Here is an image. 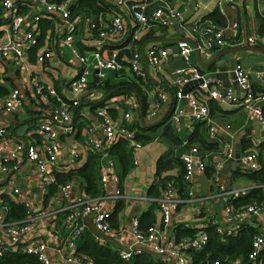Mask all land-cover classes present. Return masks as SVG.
<instances>
[{"label":"built area","instance_id":"built-area-1","mask_svg":"<svg viewBox=\"0 0 264 264\" xmlns=\"http://www.w3.org/2000/svg\"><path fill=\"white\" fill-rule=\"evenodd\" d=\"M44 3V8L48 12H56L58 22L55 25V36L50 38V46H43L36 52L34 61L39 65L50 64L54 56L52 47L56 45H66L71 53L75 55L80 67L66 82L47 83L38 80L33 87L34 103L44 109L46 118L39 120L32 130L31 136H23L18 139L15 146L10 148L7 154L3 155L7 141V130L4 126L0 127V177L6 179L8 188L0 193V250L19 243L23 244V250L38 258V264H92L90 260H84L77 252V238L88 227L85 215L92 217L95 226L110 235L119 231L110 223L114 207L111 201L123 196L120 185V176L117 171L116 163L108 157V146L118 138H125L133 147L134 153L143 147L147 142L137 138V129L131 128L125 122L131 117L132 108L137 105L135 94L122 95L128 103V108L122 110L124 120L115 116L109 108L112 99L119 98L118 95L110 97L104 104L95 107L93 114H83L86 119L79 127L75 117L77 107L83 99L100 97L101 92H91L90 84L95 77L98 81L107 78L111 71L124 72L126 75L136 76L143 89H147L149 83V73L143 61L141 43L138 41L151 26L156 23H166L170 20L179 22L184 37L175 40V48L178 51L184 64L171 70L172 84L176 86L178 97H185L190 105L189 116L194 120L203 119L207 123V133L214 136L216 124L212 122L208 98L212 97L222 101H229L234 104H242L252 109L258 115L262 127L264 128V107L260 101L264 100V93L259 97L251 87L249 70L242 62L235 64V74L243 90V95H238L232 89H222L214 80L218 77H204L197 65L192 61V54L199 50L202 56L211 57L215 47L224 45L228 39L227 30L231 29L235 37L239 35V23L232 22L230 25H220L208 20L206 23H189L183 17L180 9L170 3L169 0H112L114 13L107 21L99 23L91 19L89 25L97 28L100 41H106L108 37L117 36L118 46L114 47L105 54L100 46L91 47L88 44L87 50H83L78 43V35L81 36L77 17H71L72 5L78 0H40ZM237 0H218L220 7L225 4H234ZM19 0H0L1 15L7 18L3 34L0 36V55L11 56L17 65L32 67V62L28 58L27 48L38 41L40 31V19L43 13L20 12L18 9ZM123 10L128 11L136 21L134 37L125 41L127 25ZM44 12V11H43ZM104 18V17H103ZM9 23V24H8ZM5 24V25H6ZM50 32V30H49ZM231 33V34H232ZM190 38L195 40L192 41ZM247 41L252 44L264 46V33L247 36ZM46 42V40H45ZM44 42V43H45ZM43 43V44H44ZM173 49L171 46H164L160 40H151L146 44L145 55L148 64L158 67ZM98 68V70H96ZM34 69V68H33ZM169 75L160 74V80H164ZM264 79V67L261 69ZM204 77L199 84L200 91L183 92L181 86L190 79ZM63 86V87H60ZM178 86V88H177ZM154 92V99L150 102V107L145 111V119H153L160 114L162 102L166 97V92ZM23 102V93L20 85H13L3 97L0 104L5 111L13 113ZM39 108V107H38ZM181 108L172 111L169 121L176 133L182 131V112ZM82 113V112H81ZM229 127L230 124H227ZM76 134V144L69 150L70 161L59 163L58 153L63 148V136ZM78 145L85 146L88 151L100 152L103 157L101 164V184L103 192L100 195L91 196L85 188L81 186L79 179L71 178L61 183L58 192L50 198L51 206L44 205L46 213L54 217L51 227L47 234L39 237H31L29 233L38 221L35 216L40 213L33 202L25 197L19 184L13 183L11 160L26 159L38 170L40 189L47 193V189L55 181V171L76 168L78 161L84 155ZM233 147L227 149V157H232ZM181 159L184 165V182L187 186L191 184L194 175L198 171L206 169L208 153L202 150L198 142H192L188 148L182 152ZM242 168L245 170L257 168L259 165L256 151H247L241 155ZM218 162L216 167H221ZM156 179V178H155ZM154 179V180H155ZM80 185V192L73 196L75 184ZM263 195H264V184ZM185 188H187L185 186ZM193 194V190H188ZM179 190L172 184L161 188L158 197V210L161 213L162 222H154L146 229L139 225V217H135L132 222L133 245L126 249H120L122 257L129 259L134 252L149 249L157 253L162 259L163 264H195L193 251L201 250L209 239L207 225L213 224L222 235H238L242 225H253L259 229L252 237V247L248 253L249 263H244L240 258L216 259L210 264H264L260 259L261 251L264 250V199L262 201H250L241 205H235L230 201L225 205V219L222 221L212 220L198 224V228L191 235L179 237L175 244L166 239L164 227L168 226L173 218V214L180 201L186 197L175 196ZM10 195L13 199L25 201L28 206V216L25 222L7 220L9 205L4 201V195ZM44 194V193H43ZM44 200V196H43ZM49 204V205H50ZM37 210L38 212H35ZM66 212L64 225L67 234L62 235L61 230H56L58 212ZM57 217V218H56ZM101 240V236H98ZM190 255H189V254Z\"/></svg>","mask_w":264,"mask_h":264},{"label":"crops","instance_id":"crops-1","mask_svg":"<svg viewBox=\"0 0 264 264\" xmlns=\"http://www.w3.org/2000/svg\"><path fill=\"white\" fill-rule=\"evenodd\" d=\"M30 1L32 2V8L29 13H43L44 16H42V18L48 20L51 19L55 27L59 20L57 17L60 18L59 14L56 12H47L44 8V3L40 0ZM105 1L107 4L111 3L114 7L112 0ZM169 1L182 11L183 17L189 23L203 24L208 22V20L214 21L224 26L230 25L234 21L239 23L238 37L234 36L231 29H228L227 42L224 45L215 47L211 57L202 56L205 61H208L214 55L220 53L221 54L217 59H220L219 61L224 60L225 57L230 55V53H223V51L230 47L252 45L264 48L262 45L252 44L247 41V36L250 34L259 35L264 33V0H237L232 5L224 3L222 8L220 7L218 0ZM109 7L110 5L108 4V8ZM215 12H218L220 15L219 20L218 14L216 16L213 15V17H209L211 13ZM113 13V10L110 11V9H107L105 14L101 13V15H99V19L102 20V22L106 20L108 21L110 17H112ZM123 13L127 25V30L124 34L126 41L134 37L136 21L133 17H131L128 11L123 10ZM92 17L93 15H89L87 12H81L77 16L79 29L82 33L81 36L78 35V43L81 48H83V50L89 49L88 44H91V47L99 45L101 50L105 52V54H108L111 49L119 45V43L116 41L117 36L108 37L106 41H100L99 37H97L98 33L92 32V29L89 25V21L92 19ZM5 26L7 27L8 25L4 24L2 29H4ZM181 34L182 28L179 22L170 20L166 23L153 24L151 29L147 31L138 41L141 43L142 49V44L147 38L178 36ZM147 35L148 37H146ZM45 40L46 42L44 41L45 43L43 45L50 46V40L48 38ZM160 41L164 46H171L173 51L165 59H163L162 63L158 67L148 64V68H146V63L143 56L145 68L147 69L149 77L152 81V83L147 86L148 88L144 90L147 100V105L145 108L146 111L151 105V100L155 97L153 92L154 89L156 91H161L163 89V91L166 92V97L162 102L160 114L157 116V118L161 117L168 109L171 101V94L169 90L156 83L154 79L160 80V74L169 75L172 69L184 64L181 54L176 51L174 45L176 43L175 40ZM42 48L43 46H41L37 51H40ZM52 50L54 51V56L51 59L50 64H46L44 66L40 65L41 67H39V65L34 61L36 52L34 57H32L31 50L27 48V56L32 62H34L32 63V67L30 69L25 66L17 65L14 61V58L11 56L0 55V76L6 77L8 80L11 79L14 83L13 85H20L23 93V102L13 113L5 111L0 104V127L4 126L7 130V141L4 151L2 152L3 155L7 154L8 150L15 146L14 144H16L19 138L23 136H31L30 134L32 133L36 123L39 120L46 118L44 109L41 106H36L34 103L33 87L35 83L38 80H43L47 83L54 82L55 80L57 82H66L72 75L76 73L77 69L80 67L78 58L71 53L69 47L66 45H60L58 48L55 45L52 47ZM232 54H235L236 57L235 64L237 61H240L249 70L251 87L255 94L259 97L264 93V79L261 74V69L264 67V52L259 49L241 47L238 50L233 51ZM192 61L202 72L205 73L218 69L216 63L211 64L210 67L201 66L198 61L197 50H195L192 54ZM233 71V74H231L227 69L223 73H227L228 76H226V78L222 76L218 77V79L214 80L215 83L212 84H218L222 89H232L238 95L242 96L244 92L241 89L239 81L236 77L235 70ZM172 80L173 78L171 73L170 77L167 76L164 80H162V82L169 86L174 94V101L169 112V118L172 111L177 107L183 110L181 118L182 131L177 133L183 139V142H173L171 138L165 135V126L162 125L155 130L157 131L162 127L163 129H160L158 133L153 130L149 131L148 133L153 136V138L147 141L143 147L134 153V166L127 173V175H125L124 178L120 180L123 196L121 198L119 197V199H114L111 201L114 211L118 203L122 204V208L116 216L119 223V231L112 235L114 236V239L107 238L96 233L98 236H101L100 241L102 243H107V241H110L112 245L118 249H126L133 245L132 222L137 216L140 220V216L144 214L145 211L149 210L154 202H156L155 222L158 224L162 222L161 213L158 210L157 204V199L160 193H155L153 186L155 181H157L155 179L157 176V159L165 152H170L171 156L174 155L181 159V154L188 148L190 144V136L199 121H204L206 124V138L210 142H214L216 145L218 144V146L216 148H203L200 145L201 149L208 153L206 169L203 171H198L194 175V178L189 186L185 184L187 187L185 188L187 197L179 202L173 214L171 223L164 227L166 239L170 240L172 244H175L174 242L177 241L179 237L194 233L179 234V228L188 227L191 230L196 231L198 224L201 225L204 221L209 223L212 218L213 220L216 219L219 222L224 220L226 213L225 205L228 201L232 200L234 197H238L247 193L253 187L263 185V183L255 181L245 173L240 172L246 171L242 168V160H236L237 164L230 162L232 158H236L235 153L238 144L243 157V154H245L247 151L254 150L257 152L256 147L264 142V128L261 125L258 115H256L252 109H249L242 104H234L229 101H222L209 97L208 104L211 111L210 115L212 117V122L216 124V132L214 136H211L209 133H207L208 122L206 120L199 119L194 121L189 116V102L185 97H178L176 90L174 91V89H172L176 88V86L172 84ZM183 85L181 86V89H183ZM190 90L198 93L200 91L199 84L192 85L188 91ZM123 95H126V93ZM121 96L122 95H118L119 98L112 99V102H109V108L115 116L119 117L121 120H124V117L122 116V110L124 108H128V103H126L125 99ZM135 96L137 105L132 108L131 117L125 120L127 124L132 123L138 117L140 118L141 105H143V103L141 98L136 93ZM260 103L264 107V100L260 101ZM38 107L41 109V113L37 119H32V115L34 114H31L30 110L33 111L38 109ZM83 108L85 109L81 111V119H86L85 115L83 114L89 113L91 115L94 112H91L88 107ZM169 118L167 124L171 126ZM227 124H230V126L228 127ZM77 136L78 133H72L63 136V148L58 153L59 163L64 164L65 162L70 161L69 150H71V147L75 146L77 143ZM230 146L234 149V155L232 157H227V149ZM78 147L82 152H84V155H82V158L78 161L79 166L87 160L89 151L85 146L78 145ZM218 162H221L220 168L216 167ZM10 164L12 166L13 183L19 184L25 194V197L32 201L33 205L38 210H40V213L35 210V212H38V214L35 215L38 218V221L32 231L29 233V236L35 238L39 237L40 235L47 234L51 227L54 228V223H52L54 217H51V214L46 213L47 210L44 209L45 206L43 196L45 199L46 193L42 192L40 189L39 173L37 168L28 160L21 158L17 159V161L11 160ZM180 168V164H177V166L172 168L169 172L173 173L174 175H179L178 173ZM8 184L9 183H6L5 178L0 177V193L9 187ZM78 184H75L72 193L73 196H76L81 190L80 185ZM174 187L178 189L177 186ZM189 189L193 190V194L189 193ZM174 194L175 196H177V194L179 195L178 192L177 194L176 192ZM49 206H51V204L48 205V208ZM262 216L264 217V214ZM158 257L160 256L158 255Z\"/></svg>","mask_w":264,"mask_h":264},{"label":"trees","instance_id":"trees-1","mask_svg":"<svg viewBox=\"0 0 264 264\" xmlns=\"http://www.w3.org/2000/svg\"><path fill=\"white\" fill-rule=\"evenodd\" d=\"M108 4L110 7L108 8ZM105 0H78L74 5H72L71 17L75 18L81 12H87L89 15H93L92 19L97 20L101 23L99 15L105 14L107 9L110 11L114 10L111 3ZM112 5V6H111ZM19 11L27 12L32 8V2L30 0H19ZM218 12L211 13L209 17L217 15ZM220 15L218 14V20ZM7 23V18L1 15L0 11V36L3 34L2 27ZM55 27L51 19H40V31L38 33V41L29 49L31 50L32 57H34L35 52L43 45L47 36L53 38L55 36ZM50 30V32H49ZM97 28H93L94 32H98ZM148 37V35L146 36ZM152 83L149 77V86ZM11 79L0 76V98L3 97L10 90V86L13 85ZM114 89V90H112ZM174 91L176 88H172ZM90 91L101 92L102 95L98 98H87L83 99L81 104L77 107L75 112V117L80 127L85 120L80 118L81 111L88 107L91 112L94 111L95 107L104 104L108 98L116 96L118 94H137L143 103L144 115L146 111V93L143 87L139 83L136 76L126 75L124 72L111 71L107 78L103 81H98L93 77L90 84ZM32 119H37L41 113V109L30 110ZM138 117V116H137ZM169 118L166 116L163 121L155 125H147L142 123L141 118L135 119L132 123H128L131 128L137 129V138L149 141L153 138L148 132L155 131L158 127L164 125V133L166 136L171 138L175 143H182L183 139L174 131L172 125L167 124ZM37 122V120H36ZM206 124L204 121H199L192 132L189 142H198L203 148H216L214 142H210L205 135ZM257 155L259 165L257 168L249 169L246 171H240L245 173L250 178L255 181L264 184V142L259 144L257 147ZM108 157L112 158L117 167L120 180L124 178L125 175L134 166V151L132 145L129 141L123 137L118 138L111 145L108 146ZM103 161L102 154L100 152L89 151L87 160L76 168H68L65 170L55 171L56 179L49 185L47 193L44 199V205L50 204V198L55 196L58 192L59 185L68 179L76 178L81 182V186L85 188V191L91 195H100L103 192L101 184V164ZM210 162V161H209ZM180 164L179 175H174L169 171ZM156 180L154 183L155 193H160L162 187L172 184L178 187L179 193L182 197H187L185 191L184 182V165L182 159L176 156H171L170 152H165L159 156L156 163ZM122 182V181H121ZM9 205V212L7 215V220L25 222L28 216V206L25 201H19L13 199L10 195L6 194L3 197ZM264 199L263 187L256 186L251 188L247 193L242 194L238 197H234L231 202L235 205H241L253 200L262 201ZM156 202L145 211L144 214L140 216L139 225L142 229H146L150 224L154 223L156 220L155 212ZM122 208V204L118 203L115 207V211L110 218V223L114 228L119 227L118 219L116 216ZM59 217L57 219L56 230H61L62 235L67 234V229L64 223V217L66 212H58ZM57 218V217H56ZM259 228L253 225H242L238 235H222L216 229V226L209 224L206 227L208 230L209 239L201 250L193 251V258L195 264H210L211 261L220 259H233L240 258L244 263H249L248 253L252 247V237ZM179 234L193 233L188 227L179 228ZM77 252L83 257L84 260H90L92 264H163L162 259L158 257L157 253L149 250L143 249L140 252H134L129 259L122 257L120 254V249L113 246L110 241L107 243H102L95 231L88 227L78 236L77 238ZM260 259L264 262V250L261 251ZM38 258L30 253L23 250V244L19 243L15 246H10L0 250V264H38Z\"/></svg>","mask_w":264,"mask_h":264},{"label":"water","instance_id":"water-1","mask_svg":"<svg viewBox=\"0 0 264 264\" xmlns=\"http://www.w3.org/2000/svg\"><path fill=\"white\" fill-rule=\"evenodd\" d=\"M184 37V34L182 32L181 35H178V36H165V37H150V38H147L145 39V41L143 42L142 44V51H143V56H144V60H145V63H146V68H148V62H147V58H146V55H145V47H146V43L148 41H151V40H178L180 38ZM192 41L195 42V40L193 38H190ZM241 47H246V48H251V49H259L261 51L264 52V48L263 47H259V46H252V45H240V46H237V47H230V48H227L223 51V53H230V55H228L227 57H225L224 60L222 61H219L220 59H217L218 56L221 54H216L214 55L212 58H210L208 61H205L200 53V51L197 49V52H198V61H199V64L201 66H204V67H210L211 64L213 63H216L217 64V67L218 69L217 70H211V71H208V72H204V77H209V76H212V77H225L228 76L227 73H223L225 72L227 69L229 70V72L231 74H233V70H235V54H232L233 51H236L238 50L239 48ZM98 70V68L96 69ZM228 72V73H229ZM204 77H200V78H196V79H190L189 81H187L184 85H183V92H187L189 90V88L196 84H200L201 82H203L204 80ZM154 81L156 83H158L159 85L165 87L167 90L170 91V94H171V101H170V104L168 106V109L165 111V113L159 117L157 120L153 121L152 123H147L146 119H145V115H144V110H143V105H141V113H140V118H141V121L142 123L144 124H147V125H155V124H158L160 123L161 121H163V119L168 116L170 110H171V107H172V104H173V101H174V94L171 90V88L169 86H167L165 83H163L162 81L160 80H156L154 79ZM114 90V89H112ZM235 159H231L230 162L231 163H235L237 164V161H240L241 160V151H240V146L239 144L237 145V150H236V153H235ZM237 160V161H236ZM85 220L88 222V226L90 229H92L93 231H95L96 233L104 236V237H107V238H111V239H114V236L112 235H109L107 233H105L104 231H101L100 229H98L93 220H92V217L89 216V215H85Z\"/></svg>","mask_w":264,"mask_h":264},{"label":"rangeland","instance_id":"rangeland-1","mask_svg":"<svg viewBox=\"0 0 264 264\" xmlns=\"http://www.w3.org/2000/svg\"><path fill=\"white\" fill-rule=\"evenodd\" d=\"M158 118L155 116L153 119H147V123H152L153 121L157 120ZM160 129L162 130L163 128H159L157 131H155L156 133H158L160 131Z\"/></svg>","mask_w":264,"mask_h":264}]
</instances>
